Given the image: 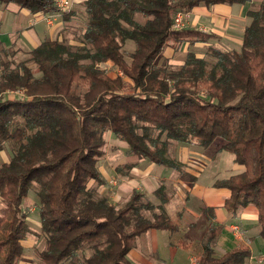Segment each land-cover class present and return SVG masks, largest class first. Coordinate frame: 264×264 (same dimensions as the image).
I'll use <instances>...</instances> for the list:
<instances>
[{"label":"trees","instance_id":"16d2710c","mask_svg":"<svg viewBox=\"0 0 264 264\" xmlns=\"http://www.w3.org/2000/svg\"><path fill=\"white\" fill-rule=\"evenodd\" d=\"M258 1L86 0L80 46L44 40L30 51L39 78L25 65L1 73L0 152L10 145L12 155L0 164V264H20L21 242L30 233L22 206L32 190L44 237L41 264H131L127 253L136 237L151 229L177 230L165 212L154 220L142 215L153 206L140 202V192L117 209L88 187L91 181L96 187L104 184L97 161L106 131L126 142L131 155L175 171L182 164L169 155L170 142L205 149L223 139L220 150L232 153L244 168L216 182L229 191L223 208L235 214L255 206L264 242V0ZM235 3L250 4L251 21L239 50L206 45L214 65L191 52L173 70L155 63L167 46L177 51L183 43L207 44L213 37L174 29L177 11ZM0 4L31 13L55 11V0ZM135 14L145 20L137 22ZM62 16L70 19V14ZM128 40L134 48L127 62L123 45ZM107 61L132 80L128 91H123L122 77L110 78L99 67ZM19 88L24 98L2 97ZM162 191L155 195L165 204ZM218 233L219 228H210L204 235L197 264H246V249L214 257Z\"/></svg>","mask_w":264,"mask_h":264},{"label":"crops","instance_id":"0c3cea01","mask_svg":"<svg viewBox=\"0 0 264 264\" xmlns=\"http://www.w3.org/2000/svg\"><path fill=\"white\" fill-rule=\"evenodd\" d=\"M85 1L73 0L74 8L71 10H81ZM249 7V3H235L200 5L193 8L188 12L184 27L213 37L207 44L183 43L179 50L181 51L183 46L193 50L205 46L203 48L205 52L208 44L221 51L239 50L244 29L250 23L247 16ZM70 20L71 16L67 21L61 16H56L53 23L48 25L40 13H31L14 4H0V47L4 50L31 51L44 40H55L60 37L61 27L64 24L70 25ZM172 51V47L167 46L160 57L167 59ZM107 74L110 78L117 76L109 75L108 72ZM120 77L124 81L129 80L125 76ZM176 148L177 152L172 157L182 164L179 172L162 165L146 163L134 155L120 161L123 165H133L132 171L138 175L135 182L139 186L140 184L144 186L143 192L148 194V199H153L155 192L163 187L168 199L164 204L165 213L177 226L175 232L151 229L136 237L127 253L130 263L197 264L202 254L204 235L210 228H219L213 248L214 257H220L235 249H246L249 252L246 264H264V242L259 235L256 207L253 205L241 207L235 214H230L223 208L229 191L216 187L215 184L231 175L221 177L226 174L225 172H229L228 169L218 171L214 166L216 155L221 156L222 152L212 153L208 150L209 147L203 149L193 144H178ZM5 158L6 161L3 163L9 160ZM232 160L235 163L234 155ZM98 170L101 177L106 180L108 174L104 173L100 166ZM243 170L244 168L240 166L237 172L241 173ZM129 192L128 187L122 188L120 201L123 199L121 197L127 196ZM234 227L237 229L234 230ZM26 240L21 242L23 248Z\"/></svg>","mask_w":264,"mask_h":264},{"label":"rangeland","instance_id":"374dc122","mask_svg":"<svg viewBox=\"0 0 264 264\" xmlns=\"http://www.w3.org/2000/svg\"><path fill=\"white\" fill-rule=\"evenodd\" d=\"M254 5L258 4V0H252ZM74 3L72 0V6L66 14H70L71 16V24H64V26L60 29V37L58 36L57 39L60 41H64L66 44L72 46H80L81 45V36L84 32L86 23H87V16L85 14V7L81 10L73 11L71 10L72 7L74 8ZM40 16L43 18V15L47 12H38ZM61 17H63L61 15ZM249 18V17H248ZM134 19L137 22L142 23L145 20V17L142 14H135ZM250 19V18H249ZM46 23L47 21L44 20ZM251 21V20H250ZM48 24V23H47ZM51 25V24H48ZM184 26H186L184 24ZM185 28V27H184ZM134 45L131 41H126L123 45V50L126 53L125 60L128 62L129 57L128 54L133 50ZM200 48V47H199ZM202 46L199 50H193L192 48L187 49L183 46L181 51L178 49L175 51L172 48V53H170L167 59H162L158 57L155 63L158 66L166 67L168 69L173 70L180 65H183L186 56L189 52L194 53L196 57L203 58L205 61L208 62L209 65H214L216 63V59L208 54L206 51L204 52ZM204 52V53H203ZM169 53V51H168ZM202 55H201V54ZM199 54V55H198ZM202 56V57H201ZM163 57V56H162ZM20 65L27 66L31 72L34 74L35 77L39 78L41 73L38 72L37 66L31 61L30 59V51H18L14 49H7L4 50L0 47V76L4 70H19ZM99 67L104 70V72L109 75H118V71H120L112 62L107 61L99 65ZM108 75V74H107ZM116 76V77H117ZM130 80V83H129ZM123 80V91L126 92L133 86V82L131 79ZM172 84V81H169ZM82 91L83 89L80 88ZM201 95H206L204 89H201ZM26 95L22 88L15 89L12 91H6L2 94V97L5 99H20L24 98ZM104 138V145L102 147V155L97 161V168L100 166L102 171L108 174L106 180H104V184L101 186L96 187L95 184L91 181L88 184L89 188H96L99 196L106 198L109 202L113 203L117 209L123 208L126 203L129 201L133 192H140L142 193V197L140 202H150L153 206L151 209L143 210L142 215L149 219L154 220L155 216L161 215L164 210V204H161V200L158 198L160 195H154L153 199H148L147 193L143 192L144 186L140 184H136L135 178L138 176L133 173L132 168L133 165L127 166L120 163V161L127 159L131 156L129 152V147L121 140L118 136L114 135L113 133L106 131L103 134ZM224 143V140L221 138H216L214 142L209 146L208 150L212 153H217L221 145ZM177 142H170L169 144V155L173 156L177 152L176 146H178ZM192 145V144H191ZM192 149V148H191ZM221 156L218 154L215 158L214 166L217 168L218 171L223 170L224 168L228 169L229 172H225L221 177L226 178L227 175H233L238 173V168L240 167L238 164L233 163V155L226 151H221ZM12 155L10 145L6 146L3 151L0 152V164L7 159H10ZM145 160V159H143ZM232 160V161H231ZM146 163H150L148 160H145ZM155 165V164H154ZM99 171V170H98ZM179 172V171H178ZM100 173V172H99ZM133 173V174H132ZM228 173V174H227ZM142 182V181H141ZM143 183V182H142ZM136 184V185H135ZM135 185V186H134ZM128 187V191H130L127 196L123 195L121 197L122 201H120V190L122 188ZM156 193V192H155ZM164 193V190L162 191ZM165 195V193H164ZM166 196V195H165ZM115 199L116 201H114ZM3 206L2 202L0 201V207ZM23 211L27 215V222L30 229V233L27 235V242L24 245V254L20 260L24 264H41L38 253L42 250L44 246V237L40 231V221L38 216V199L36 197L35 191L32 190L28 193L27 198L23 201L22 206ZM87 254L89 251L86 250ZM21 264V263H20Z\"/></svg>","mask_w":264,"mask_h":264},{"label":"built area","instance_id":"2783aa9c","mask_svg":"<svg viewBox=\"0 0 264 264\" xmlns=\"http://www.w3.org/2000/svg\"><path fill=\"white\" fill-rule=\"evenodd\" d=\"M72 6V0H55V11L53 12H47L43 15L44 20L47 21L48 24H52L54 21V18L56 16H61L68 12ZM188 17V12H180L177 11L173 15V28L174 29H181L184 28L185 20ZM118 75L123 76L121 71H118ZM237 227H234V230H236Z\"/></svg>","mask_w":264,"mask_h":264}]
</instances>
